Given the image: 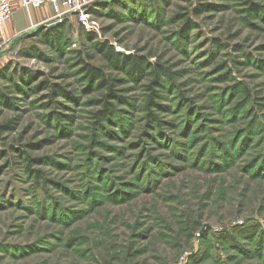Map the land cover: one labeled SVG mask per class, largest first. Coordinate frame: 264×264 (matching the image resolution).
Segmentation results:
<instances>
[{"label":"rangeland","instance_id":"rangeland-1","mask_svg":"<svg viewBox=\"0 0 264 264\" xmlns=\"http://www.w3.org/2000/svg\"><path fill=\"white\" fill-rule=\"evenodd\" d=\"M199 2L104 1L89 30L69 16L3 45L0 125L16 122L0 134V264H264V14ZM180 13L194 23L183 38ZM97 43L178 73L161 124L146 119L150 76L113 67ZM80 60L117 80L97 141L107 91ZM43 81L67 94L51 106Z\"/></svg>","mask_w":264,"mask_h":264},{"label":"trees","instance_id":"trees-1","mask_svg":"<svg viewBox=\"0 0 264 264\" xmlns=\"http://www.w3.org/2000/svg\"><path fill=\"white\" fill-rule=\"evenodd\" d=\"M111 2L112 0H102L98 3L102 2ZM193 0H186V2L191 3ZM200 5H205L202 1H209V0H199ZM258 0H246L247 5L249 7L246 8V12L248 13L249 17H254L255 15L259 17L260 15L264 14V6L257 3ZM96 3V5L98 4ZM211 3V2H210ZM196 14H200V9L195 8L194 9ZM177 16L184 22V28L181 32H179L177 35H179L180 38H183L184 35H186L188 29L194 25L193 20L190 19L189 14L186 13H180L177 14ZM248 18V17H247ZM55 29V28H53ZM47 30L45 29L41 36L46 40L48 44H50L52 41H56L59 39L60 33L59 30ZM193 29V28H192ZM89 37H92L93 35L89 34ZM93 39H96L95 37ZM98 50L104 55V57L111 63L113 67L118 68H124L125 72H128V74H131L133 76L141 75V76H150V82L148 85L145 86V90L148 93L146 98V111L147 116L146 119L149 124H161L160 121H158V118L154 115V109H157L158 106H160V102L164 99V96L162 95L163 90H165L167 84H173L175 78L178 76V73L171 72L170 68H165L161 64H154L150 65L149 68H146L147 64L144 60L141 58H131L123 56L120 57L116 50L109 45H104L103 43H97L94 45ZM89 59H93V57H89ZM81 70L85 73V78L88 79L89 82L92 81V79L100 80L99 88L102 90H106L107 93L104 95L103 99L100 101L102 105V109L95 111L93 114V127H94V133H93V141H97L98 133L102 129L105 131L107 130L105 123H109L108 119H112L113 114L115 113L114 105L109 102V100L112 97L119 96L118 91L116 90V79H108L104 76V71L100 68L94 67L89 65L86 61L80 60ZM20 77L23 80L28 81L29 75L23 73V75H20ZM43 90L44 89H50L51 91V103L52 106L55 103V99L61 95H66V89L57 85V84H51L49 85L47 81H43L39 85ZM30 89V88H29ZM20 91L26 92L25 89H20ZM249 97V95H247ZM4 99V98H3ZM57 104V102H56ZM3 105V101L0 100V106ZM61 114L54 113V119L57 121H61ZM16 120H10L6 124L0 125V134L5 131V129L10 128L15 125ZM0 150V154H1ZM28 161L30 164L33 161L30 157H28ZM30 170V169H28ZM41 173L37 171V177H42L40 175ZM191 229H194L192 227Z\"/></svg>","mask_w":264,"mask_h":264},{"label":"built area","instance_id":"built-area-1","mask_svg":"<svg viewBox=\"0 0 264 264\" xmlns=\"http://www.w3.org/2000/svg\"><path fill=\"white\" fill-rule=\"evenodd\" d=\"M50 5L55 13L50 23H60L68 16H75L78 24L86 30L91 26L89 9L95 5L92 0H21V10H37ZM11 0H0V29L14 16ZM50 23H47L49 25Z\"/></svg>","mask_w":264,"mask_h":264},{"label":"crops","instance_id":"crops-1","mask_svg":"<svg viewBox=\"0 0 264 264\" xmlns=\"http://www.w3.org/2000/svg\"><path fill=\"white\" fill-rule=\"evenodd\" d=\"M92 1L96 4L102 0ZM11 2L13 9L15 10V14L13 18L0 29V49L3 45L7 44L11 38L17 37L24 31L45 26L48 22L54 20L55 17L54 10L50 5H46L37 10H21V0H11Z\"/></svg>","mask_w":264,"mask_h":264}]
</instances>
